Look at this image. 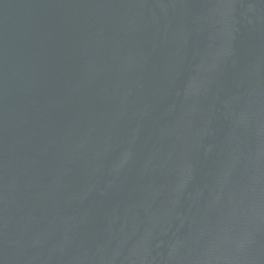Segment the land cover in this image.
<instances>
[{
	"label": "water",
	"instance_id": "95a60500",
	"mask_svg": "<svg viewBox=\"0 0 264 264\" xmlns=\"http://www.w3.org/2000/svg\"><path fill=\"white\" fill-rule=\"evenodd\" d=\"M0 264H264V0H0Z\"/></svg>",
	"mask_w": 264,
	"mask_h": 264
}]
</instances>
